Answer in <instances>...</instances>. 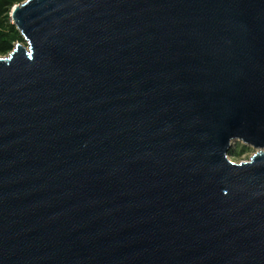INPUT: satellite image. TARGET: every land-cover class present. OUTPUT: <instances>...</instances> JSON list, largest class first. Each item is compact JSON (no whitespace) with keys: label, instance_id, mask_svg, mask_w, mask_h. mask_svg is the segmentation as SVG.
Returning <instances> with one entry per match:
<instances>
[{"label":"water","instance_id":"1","mask_svg":"<svg viewBox=\"0 0 264 264\" xmlns=\"http://www.w3.org/2000/svg\"><path fill=\"white\" fill-rule=\"evenodd\" d=\"M11 18L0 264H264V0H26Z\"/></svg>","mask_w":264,"mask_h":264},{"label":"rangeland","instance_id":"2","mask_svg":"<svg viewBox=\"0 0 264 264\" xmlns=\"http://www.w3.org/2000/svg\"><path fill=\"white\" fill-rule=\"evenodd\" d=\"M25 1L26 0H0V36L5 37L7 40H13L14 47L18 43H25L17 27L13 23L11 11L15 6L21 5ZM10 53L0 55V59L8 57ZM254 155L255 151L253 149L247 148L239 143L234 147V152L230 160L235 163L249 162Z\"/></svg>","mask_w":264,"mask_h":264},{"label":"trees","instance_id":"3","mask_svg":"<svg viewBox=\"0 0 264 264\" xmlns=\"http://www.w3.org/2000/svg\"><path fill=\"white\" fill-rule=\"evenodd\" d=\"M14 49L13 40H7L5 37L0 36V55L8 54Z\"/></svg>","mask_w":264,"mask_h":264}]
</instances>
